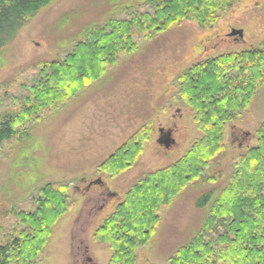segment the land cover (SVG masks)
<instances>
[{
  "label": "trees",
  "instance_id": "obj_1",
  "mask_svg": "<svg viewBox=\"0 0 264 264\" xmlns=\"http://www.w3.org/2000/svg\"><path fill=\"white\" fill-rule=\"evenodd\" d=\"M51 1L0 0V52ZM241 1L140 0L89 27L57 60L21 68L15 79L0 85V149L10 144V149H25L38 124L106 80L159 34L185 22L212 28ZM173 82L171 102L188 111L200 137L174 163L135 178L94 230L93 243L110 251L108 264H135L137 249L149 243L183 191L224 181L206 200L193 237L167 264H264V119L254 145L232 156L227 171L221 166L226 126L242 117L264 87V41L195 62ZM152 134L151 122L143 124L97 164L95 174L108 181L125 175ZM21 198L32 210L15 213L17 203L9 207L17 223L0 235V264H37L54 227L75 204L67 181L46 182Z\"/></svg>",
  "mask_w": 264,
  "mask_h": 264
},
{
  "label": "rangeland",
  "instance_id": "obj_2",
  "mask_svg": "<svg viewBox=\"0 0 264 264\" xmlns=\"http://www.w3.org/2000/svg\"><path fill=\"white\" fill-rule=\"evenodd\" d=\"M138 1L52 0L1 50L0 85L10 83L30 64L57 60L89 27ZM232 30L242 31V38H229ZM262 41L264 0H242L212 28L200 30L190 22L173 26L124 60L106 80L38 124L26 150L5 145L0 149V235L17 223L9 208L12 204L17 203L15 213L32 210L25 198L17 199L24 192L46 182L67 181L75 204L54 227L37 264H86L87 259L88 264H108L111 253L93 243L94 230L135 178L174 163L200 137L188 111L171 102L174 77L195 62L250 50ZM263 119L264 87L242 117L226 126L222 170L227 171L232 156L254 145V132ZM148 122L152 137L131 170L114 181L95 174L98 163ZM159 128L171 131L174 143L169 149L156 142ZM97 183L116 197L97 198L102 192ZM224 183L196 184L183 191L162 216L149 243L137 249L135 264H167L169 256L193 237L204 218L206 200L214 198ZM85 249L86 255L81 253Z\"/></svg>",
  "mask_w": 264,
  "mask_h": 264
},
{
  "label": "water",
  "instance_id": "obj_3",
  "mask_svg": "<svg viewBox=\"0 0 264 264\" xmlns=\"http://www.w3.org/2000/svg\"><path fill=\"white\" fill-rule=\"evenodd\" d=\"M242 31L240 30H232L228 34L229 38H233L234 40H239L242 38ZM162 129L160 130V137L157 139V144L162 146L164 149H169L171 145H173V140L171 138V132L167 131L162 133Z\"/></svg>",
  "mask_w": 264,
  "mask_h": 264
},
{
  "label": "flooded vegetation",
  "instance_id": "obj_4",
  "mask_svg": "<svg viewBox=\"0 0 264 264\" xmlns=\"http://www.w3.org/2000/svg\"><path fill=\"white\" fill-rule=\"evenodd\" d=\"M162 128H159L158 129V138L160 137V130H161ZM162 133L164 134V132H167V131H169V132H171L170 130H163L162 129ZM172 135V134H171ZM157 138V139H158ZM156 142H157V140H156ZM91 184L92 183H89L88 185H87V187H86V189L88 190L89 189V187L91 186ZM98 184V186H99V188H101L102 189V192L100 193V194H97L96 196H97V198H101L102 197V199H104L103 197H105V196H109V197H116V194H114V193H109V191L107 190V188H105V185L104 184H102V183H97ZM82 254H84V255H86L87 254V249H85L83 252H81ZM88 263H91V261H90V259H87L86 260ZM88 263H86V264H88Z\"/></svg>",
  "mask_w": 264,
  "mask_h": 264
}]
</instances>
